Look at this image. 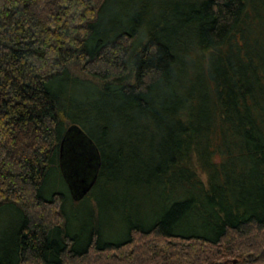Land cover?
<instances>
[{"label":"trees","instance_id":"obj_1","mask_svg":"<svg viewBox=\"0 0 264 264\" xmlns=\"http://www.w3.org/2000/svg\"><path fill=\"white\" fill-rule=\"evenodd\" d=\"M229 258L264 264V0H0V264Z\"/></svg>","mask_w":264,"mask_h":264},{"label":"water","instance_id":"obj_2","mask_svg":"<svg viewBox=\"0 0 264 264\" xmlns=\"http://www.w3.org/2000/svg\"><path fill=\"white\" fill-rule=\"evenodd\" d=\"M88 146H91L90 142L79 130L70 129L61 143L60 158L61 163L65 167V169L71 159L77 155L78 151L81 149V152H83L88 149ZM90 161L92 163L85 166V168H89V172H84L83 170L80 174L83 175V177H81L78 181L74 182H72L74 178L72 176L70 177V183L74 187V190L77 191L79 197H82L90 189V187L93 186L95 180L96 170L98 168V161L96 157H94L95 162L91 158ZM73 163L75 164V166L80 168V165H78L75 160L73 161ZM92 173L93 177L90 180V176L92 175Z\"/></svg>","mask_w":264,"mask_h":264},{"label":"rangeland","instance_id":"obj_3","mask_svg":"<svg viewBox=\"0 0 264 264\" xmlns=\"http://www.w3.org/2000/svg\"><path fill=\"white\" fill-rule=\"evenodd\" d=\"M81 149L78 151L77 155L74 156L71 161L68 163V166H66V169L65 167L62 165L61 161L58 162V166H59V172H60V176L62 178V182L64 184V187L67 188L68 192H69V195H70V200L71 202L73 203L74 205V208H77L78 210H81L82 209H86V210H91L92 207H93V203L92 202H88V203H83V204H80L81 202H83L85 200V195L91 190L92 186L90 187V189L82 196V197H79V195L77 194V191L74 190V187L72 186V184L70 183L71 179L70 177L72 176L74 178V180H72V182L74 181H78L81 177H83V175H80L81 172L84 170V172H86L87 170H89V168H84V167H81L80 165V168H78L77 166H75V164L73 163V161L78 158L79 156H81ZM91 155V154H90ZM91 158H92V155H91ZM94 158V156H93ZM78 164V163H77ZM79 165V164H78ZM65 170V171H64ZM89 172V171H88ZM76 173V174H75ZM79 175V176H77ZM93 177V173L92 175L90 176V180L92 179ZM58 188V186H57ZM89 195V194H88ZM87 198V196H86ZM84 199V200H83ZM93 210V209H92ZM227 261H232L234 264H240L241 263V260L240 259H237V258H229L228 260H219L218 261V264H227L226 262Z\"/></svg>","mask_w":264,"mask_h":264}]
</instances>
